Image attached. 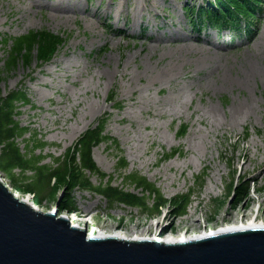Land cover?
I'll use <instances>...</instances> for the list:
<instances>
[{
    "label": "rangeland",
    "instance_id": "1",
    "mask_svg": "<svg viewBox=\"0 0 264 264\" xmlns=\"http://www.w3.org/2000/svg\"><path fill=\"white\" fill-rule=\"evenodd\" d=\"M203 1L0 0V94L26 88L32 102L20 107L17 119L46 141L36 150L44 162L61 158L106 115L105 133L120 146L112 140L95 146L100 170L136 193L141 188L127 176H146L168 201L154 215L125 203L109 210L102 195L76 189L78 211H69L63 173L45 200L0 172L10 187L44 211L56 207L63 188L58 212L87 218L90 234L190 235L255 216L264 222V0L254 31L233 42L235 31L218 35L187 20L183 5ZM41 29L63 35L65 45L43 66L22 63L4 73V37ZM113 91L122 106L109 101ZM20 143L27 148L26 140ZM173 148L181 152L165 159ZM90 176L96 185L108 180ZM245 182L249 187L239 192ZM187 193L191 201L180 214L175 198Z\"/></svg>",
    "mask_w": 264,
    "mask_h": 264
},
{
    "label": "trees",
    "instance_id": "2",
    "mask_svg": "<svg viewBox=\"0 0 264 264\" xmlns=\"http://www.w3.org/2000/svg\"><path fill=\"white\" fill-rule=\"evenodd\" d=\"M210 1H208L209 4ZM196 6L187 5L185 11L188 19L197 28L208 23L214 27H225L230 30H238L242 22H247L248 33L254 19H258V11L261 9L263 0H216V5ZM4 73L15 69L19 64L26 67L36 61L38 66L49 62L59 47L65 45V38L61 34H55L49 30H31L19 36H5ZM1 79V78H0ZM116 93L110 94L109 101H114L115 107L122 106L116 101ZM32 100L26 88L22 85L0 94V172L4 173L17 189H27L34 193L40 200H45L54 190V179L65 174L69 180L63 198L64 208L69 211H78L77 190H90L103 196L108 202L107 209L112 210L115 205L125 203L139 207L142 214L154 215L160 211L168 199L161 190L146 176L136 172L127 176L128 180L141 188V193L124 189L112 184V176L100 170L94 156L95 146L103 141L112 140L116 146L119 143L105 133L107 124L106 115L98 118L94 125L88 127L67 149L62 157H58L53 163L44 162L45 155L37 153V148H43L46 141L39 137L36 131L28 125H22L17 119L20 107L31 103ZM187 124L180 131L185 133ZM30 133L33 138L24 137ZM20 138L26 140L27 148L23 149ZM181 152V148H173L170 153L163 157L170 158ZM128 165L126 157L121 156L118 168L124 169ZM68 168V169H67ZM99 174L102 179L108 176L107 182L94 184L90 174ZM63 173V174H62ZM249 184L245 182L240 186L239 192L247 189ZM180 200L178 212L185 214L191 201V193L179 194L175 201Z\"/></svg>",
    "mask_w": 264,
    "mask_h": 264
},
{
    "label": "water",
    "instance_id": "3",
    "mask_svg": "<svg viewBox=\"0 0 264 264\" xmlns=\"http://www.w3.org/2000/svg\"><path fill=\"white\" fill-rule=\"evenodd\" d=\"M26 201L0 175V264H264V225L170 239L90 234Z\"/></svg>",
    "mask_w": 264,
    "mask_h": 264
},
{
    "label": "bare ground",
    "instance_id": "4",
    "mask_svg": "<svg viewBox=\"0 0 264 264\" xmlns=\"http://www.w3.org/2000/svg\"><path fill=\"white\" fill-rule=\"evenodd\" d=\"M67 17L72 19V16H70V15H67ZM10 188L13 191H15L14 188H12V187H10ZM16 193L20 197L24 198L26 201H28L30 203L31 202L32 203L35 202L33 200V198L31 196H29L28 194L21 195L19 192H16ZM62 214L68 215L69 219L73 223H76L77 221H79L80 224L84 227V218L82 216H80L79 218H77V217L74 218V216L72 214H70V213L65 212V213H62ZM255 217H250L247 221L233 220L231 223H225V224H222L221 226H218L216 228H210L209 230H205L202 233L212 232V231H220V230H227V229H234V228H238V227L243 226V225H264V222H262L260 220L258 221L257 219H255ZM88 221L89 220L87 219V224H88ZM202 233H194V234L188 235L186 233H175L173 231H168V232L164 233L163 235L159 234L158 232H154L153 234H147L146 233V234H139V235L138 234H134L133 236H129V235H126L124 232H122L120 230H115L114 232L109 233V234L116 235V236H121V237H127V238L159 237V238H170V239H183V238L199 235V234H202ZM91 234H107V233L98 231V232H94V233H91Z\"/></svg>",
    "mask_w": 264,
    "mask_h": 264
}]
</instances>
